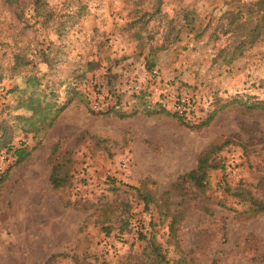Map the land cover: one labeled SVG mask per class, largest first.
I'll return each mask as SVG.
<instances>
[{"label": "rangeland", "instance_id": "rangeland-1", "mask_svg": "<svg viewBox=\"0 0 264 264\" xmlns=\"http://www.w3.org/2000/svg\"><path fill=\"white\" fill-rule=\"evenodd\" d=\"M32 1L0 0V264H148L150 242L167 264H264V213L238 197L264 199V38L234 52L264 0H163L204 31L151 70L128 22L153 0H44L46 24ZM212 145L203 189L175 194Z\"/></svg>", "mask_w": 264, "mask_h": 264}, {"label": "trees", "instance_id": "trees-1", "mask_svg": "<svg viewBox=\"0 0 264 264\" xmlns=\"http://www.w3.org/2000/svg\"><path fill=\"white\" fill-rule=\"evenodd\" d=\"M8 2L9 6L12 5L13 0H3V2ZM32 4L34 5L35 13H39L44 18V24H46L52 17L53 12L48 7L47 3L44 0H33ZM163 0H153L150 9L142 10L141 7H136L132 9L134 15L133 18L128 22V27L134 29L132 36H135L136 39H145L149 50L145 55L146 59V66L147 69L151 70L155 66V53L162 49L169 48L174 41H178L179 35L183 31H188L193 33V37H199L204 28H196L195 27V14L190 12V10L182 6L179 9L174 10L173 12L169 13L166 11H162ZM18 8V7H17ZM15 8V9H17ZM22 8V7H21ZM85 7L80 5L78 7L77 16H81L84 14L83 9ZM16 14L19 16L23 12L22 10H16ZM19 11V12H18ZM75 15V14H74ZM159 20L158 24H156L157 29L151 30L152 27L148 28V24L153 20ZM233 20L239 21L236 17L231 18V23ZM240 26V22H238ZM136 28V29H135ZM63 27L58 25L57 31L62 33ZM144 31V32H143ZM144 34H141V33ZM152 32L159 33L157 38L158 44H153V36L151 35ZM240 41L238 42L237 46L235 47L234 52H241L246 42L252 43L255 37H262L264 38V13H262L261 18L259 20V24H256L250 31L247 36L239 35ZM18 65H23V57L19 56L18 58ZM7 94V93H6ZM5 94V96H6ZM4 97V96H3ZM5 101V99L3 100ZM5 103V102H4ZM260 103V102H258ZM261 107L264 108V102H261ZM6 105V103H5ZM257 107V106H255ZM1 140V139H0ZM2 141V140H1ZM3 144V142L1 143ZM9 149L7 146L5 149L0 150V152ZM217 149L216 145H212L208 149L203 150L197 157L196 165L194 168L189 170L188 172L180 175L177 179L172 183L171 190L175 194L185 195L188 192H193L192 188H195V191H201L206 183V179L208 177V171L210 169L216 168V165L211 161L210 155ZM6 172V171H5ZM4 172V173H5ZM3 173V174H4ZM51 183L54 188L60 187L61 179L57 174V167L53 168L52 175H51ZM194 191V192H195ZM170 191L165 192V197L167 196ZM240 201L246 205V210L244 213L247 216H253L259 213H264V199L262 197H258L249 189H243V191L238 194ZM141 198L143 201L147 203V199L149 200L150 195L149 193H141ZM177 215H183V212L180 210L177 212ZM177 222L176 216L174 220L170 221V230H174L175 223ZM151 247V255L149 256L148 264H167V259L165 254L157 247L154 242H150ZM52 259V256L48 257L44 264H48L49 261Z\"/></svg>", "mask_w": 264, "mask_h": 264}, {"label": "built area", "instance_id": "built-area-1", "mask_svg": "<svg viewBox=\"0 0 264 264\" xmlns=\"http://www.w3.org/2000/svg\"><path fill=\"white\" fill-rule=\"evenodd\" d=\"M24 142V139L21 138L18 140V144H22ZM16 152V147L11 146V148L2 151L0 153V172L4 171L9 165H11L14 160V154Z\"/></svg>", "mask_w": 264, "mask_h": 264}]
</instances>
